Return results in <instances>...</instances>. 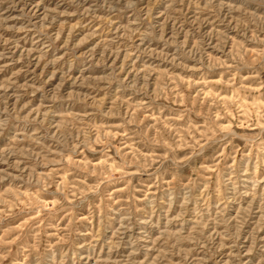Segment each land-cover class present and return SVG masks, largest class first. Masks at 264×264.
I'll return each instance as SVG.
<instances>
[{
    "label": "rangeland",
    "instance_id": "rangeland-1",
    "mask_svg": "<svg viewBox=\"0 0 264 264\" xmlns=\"http://www.w3.org/2000/svg\"><path fill=\"white\" fill-rule=\"evenodd\" d=\"M0 264H264V0H0Z\"/></svg>",
    "mask_w": 264,
    "mask_h": 264
}]
</instances>
